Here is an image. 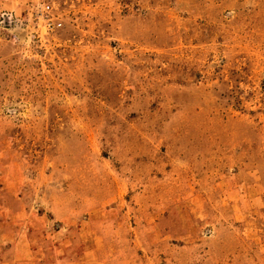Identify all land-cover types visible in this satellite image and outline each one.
Segmentation results:
<instances>
[{"label": "rangeland", "instance_id": "rangeland-1", "mask_svg": "<svg viewBox=\"0 0 264 264\" xmlns=\"http://www.w3.org/2000/svg\"><path fill=\"white\" fill-rule=\"evenodd\" d=\"M0 264H264V0H0Z\"/></svg>", "mask_w": 264, "mask_h": 264}, {"label": "built area", "instance_id": "built-area-1", "mask_svg": "<svg viewBox=\"0 0 264 264\" xmlns=\"http://www.w3.org/2000/svg\"><path fill=\"white\" fill-rule=\"evenodd\" d=\"M50 9V6H47V10H49Z\"/></svg>", "mask_w": 264, "mask_h": 264}]
</instances>
